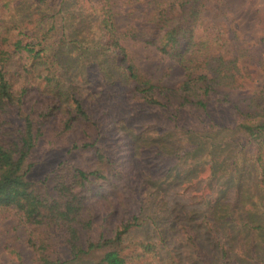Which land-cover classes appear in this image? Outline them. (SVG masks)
I'll list each match as a JSON object with an SVG mask.
<instances>
[{
  "label": "trees",
  "instance_id": "16d2710c",
  "mask_svg": "<svg viewBox=\"0 0 264 264\" xmlns=\"http://www.w3.org/2000/svg\"><path fill=\"white\" fill-rule=\"evenodd\" d=\"M205 1L125 0L137 23L120 28L114 0H0V212L24 225L36 264H264V95L232 98L244 84L241 56L214 54L226 31L204 26ZM125 41L182 65L184 81L169 88L141 78ZM75 61L86 83L124 86L127 129L141 106L166 126L153 139L148 129L132 135L127 158L115 161L73 86ZM227 130L244 139L255 195L244 172L217 160V149L235 143ZM45 143L67 144L69 157L32 180ZM200 180L198 209L168 205L172 184L187 191ZM169 220L181 234L168 233Z\"/></svg>",
  "mask_w": 264,
  "mask_h": 264
},
{
  "label": "rangeland",
  "instance_id": "374dc122",
  "mask_svg": "<svg viewBox=\"0 0 264 264\" xmlns=\"http://www.w3.org/2000/svg\"><path fill=\"white\" fill-rule=\"evenodd\" d=\"M114 1L120 15L118 20L120 28L137 23L134 18L138 14L131 15L122 10L125 0ZM203 17L205 27H210L215 23L222 24L226 31V43L220 50L217 49L214 54H219L226 58H233L237 55L241 56L239 64L244 67V84L242 89L232 91V98L244 100L257 95H264V0H206L203 6ZM136 19L138 20V18ZM124 44L141 78L153 84L169 88H175L184 81L185 69L182 65L168 59L152 47H145L142 44H136L131 41H125ZM68 56L71 59H78L74 53H70ZM68 56L65 58H68ZM79 61H82V59H79ZM80 66V62H74L75 69L74 71L71 70L73 86L86 99L88 108L98 116L106 134L102 138L103 144H106L108 149L111 150L110 154L113 151L118 152L117 156H115V161L127 158L128 153H126L124 146L127 145L132 135L141 134L143 136V132L148 129L149 137L153 139L159 134L157 131L166 126L164 117L159 112L152 108L141 106L135 112L137 115L139 114L138 118L131 121L130 124L128 123V126L132 130L127 129L124 122L125 119L128 122L129 116L126 115L125 106L121 104L126 99V89H124V86L117 82L114 86L109 87L91 77L88 78L89 82L86 83V72L80 73ZM115 77L118 76L116 75ZM226 118L225 116V120ZM119 126L121 129H119ZM121 131L125 133L121 134ZM223 137L227 140L231 138L235 143L232 141L226 146L220 147V150L217 149L218 152L216 154L214 152L219 157L217 160L229 159L234 163L236 170L244 172L245 178L242 177L243 184H248L255 195L258 181L256 180L254 169L251 168V164L244 162L245 153L240 150L239 146L240 142L244 141L243 137L241 134L236 135L233 130L225 131ZM151 142L153 141L151 140ZM174 144L177 146L176 141H174ZM59 146L60 148L52 150V146L45 143L35 153L34 158L37 160L38 166L30 176L32 180L43 178L59 162L69 157L68 145ZM115 147L117 149H114ZM143 153L146 160L149 155L145 150ZM70 158L78 163H84L83 159L77 154L71 155ZM205 158L199 156L198 161H196V164H198L196 168H203L204 164L200 163H204V160L206 161ZM89 167L87 166L86 168ZM165 169L167 170V167H162V169L159 167L158 171H165ZM123 170L124 177H127L128 168ZM201 176L200 178H203L206 175ZM191 180L193 179L188 181L191 182ZM196 184L197 188L188 189L187 191L180 189V185L182 186V184L179 182L172 184L166 195L169 201L168 205H176L177 210L183 208L184 205L187 211L191 209V206L198 209V199L200 197L196 196V194L201 193L205 182L200 180ZM164 223L170 235L175 233L181 234L182 227H180V221L175 223L169 220ZM87 262L88 259L75 264H87ZM0 264H36V254L28 242V232L24 225L20 223L14 214L5 216L1 212Z\"/></svg>",
  "mask_w": 264,
  "mask_h": 264
}]
</instances>
